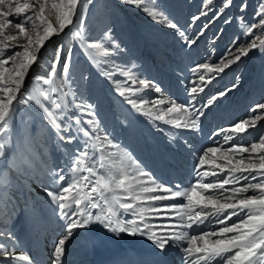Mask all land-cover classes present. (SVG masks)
I'll return each mask as SVG.
<instances>
[{"label":"snow or ice","instance_id":"snow-or-ice-1","mask_svg":"<svg viewBox=\"0 0 264 264\" xmlns=\"http://www.w3.org/2000/svg\"><path fill=\"white\" fill-rule=\"evenodd\" d=\"M119 3L172 29L191 48L234 0L218 7L214 0H201L192 22L209 19L195 35L170 18L162 0ZM93 5L94 0H0V264H43L19 247L23 241L15 225L24 209L37 237L51 223L59 226L51 264H66L72 242L94 226L115 238L144 237L161 257L180 246L183 264H264V132L251 141L245 135L264 120V103L213 132L220 139L201 150L192 165L193 181L185 187L159 180L130 150L139 138V117L161 132L165 128L156 122L178 132L201 131L206 112L238 86L240 77L225 90L213 92L209 85L254 50L264 54V0H257L250 22L244 15L250 2L240 0L239 35L218 61L190 69L196 79H189L182 103L135 70L140 66L125 59L128 49L109 25L92 35L87 21ZM232 20L225 17L224 23ZM60 34L76 41L90 70L77 72L73 48L63 44L46 68L40 63L41 49ZM21 39L26 43L19 44ZM146 90L160 95L150 99L142 95ZM22 111L35 112L38 119L21 117ZM178 132L166 133L170 144ZM38 136L43 140L36 147ZM183 145L192 149L187 139ZM48 149L60 153L59 163L49 162ZM37 189L44 195L34 200L30 193Z\"/></svg>","mask_w":264,"mask_h":264},{"label":"rangeland","instance_id":"rangeland-1","mask_svg":"<svg viewBox=\"0 0 264 264\" xmlns=\"http://www.w3.org/2000/svg\"><path fill=\"white\" fill-rule=\"evenodd\" d=\"M249 2H250V7L246 11V13H244V15L246 17V20L250 22L252 20V13L255 10V5H256L257 0H249ZM162 3L167 6V9L170 13V18H172L173 21L176 22L181 27L182 30L187 29V34L189 35H195L200 29V26L203 23L207 22V20L209 19V18L202 17L200 21H196L195 23L192 22L193 15L199 14L200 7H201V0H162ZM221 3H222V0H214V4L217 7ZM239 3H240V0H234L233 6L230 7L229 9H226L224 14L221 15L219 19L213 20L211 23H209L208 28L204 29V34L198 37L197 44L192 46L191 48L187 47L185 44H184V48H181V45L183 42L179 39L178 36L175 35L172 29H167L161 25H157L151 22L143 13L139 12L138 10L132 7L119 3V0H94V5L90 6V13H89V18H88L87 23L89 25V30L91 31L93 36H96L99 34V30L104 24L109 25L112 28L113 34L116 36V38L119 39L123 43V45L126 46V48L128 49V56L125 59H128V58L134 59L136 60L137 63H138V59H137L138 54L142 55V52L139 53L137 51L139 49L138 35L140 31H141L140 35L142 37L140 40L145 46H147L145 48L147 52L148 51H153L155 53L161 52L160 55L168 56L169 54L167 53V47L169 46L170 48L174 49V47L177 46L178 48H180L179 51L182 57L184 58L186 57L188 59H190V54L193 53L195 50H197V52H202L204 60L202 61L199 57H196L194 59V63H192V65L190 66V69H191L198 63L218 61V58L225 51L226 47L230 45V42L233 41L239 35L240 29L238 28L237 22L235 20V17L240 15L239 8H238ZM209 17H211V13L209 14ZM225 17H233L232 23L225 24L224 23ZM50 18L53 20V23L55 24L54 15L51 16ZM134 21L136 22V25L132 24L134 23ZM69 38L71 39V42L74 41L70 36ZM18 42L19 44H25L26 40L21 39ZM46 45H47L46 51L44 53L42 52L43 57L42 59H40V63L44 61V54H47L49 52V49H51L52 47L49 41L46 42ZM56 45L57 44H55V46ZM74 45L76 46V41H74ZM175 50H177V53H178V49H175ZM192 56H195V55L193 54ZM178 57L175 56V59L178 60ZM74 60L76 61L75 67H76L77 72L90 70L89 64L87 63L83 54L79 51L78 47H76L74 50ZM180 61L181 59L179 57V60L177 61V68H179V70H176L174 66L175 63L171 64L170 71L173 72L175 70L174 74H170L168 77H166L165 81H169L171 84H173V86L176 89L175 96H184L185 99H187L186 92L184 93V91L181 89V80L183 78V74H182L180 65H178ZM155 64L156 63H154L152 59L150 62H144V65L146 67H154ZM161 64H164V63H158L157 65H161ZM138 65L140 67L135 70L138 72L142 71L144 76L151 79L152 77H151L150 71L145 69V67L142 66L141 64L138 63ZM32 75L33 73L31 72L29 77H31ZM233 76L235 77V80L237 76L240 77L238 85L243 81V79H247L248 77L252 79L250 82H247L249 83V85H251L252 89L249 88V91H246L245 89V91L242 93L243 97L239 96L238 94L236 99L234 98L231 99V101H233V106L234 107L240 106L243 111V107H245V105H243L244 98H246L247 92L249 94H253L257 87H262L263 88L262 90H264V54L260 53L259 51L254 50L253 52L249 54L248 57L242 58L240 62L232 65L230 68L226 69L224 73L220 74V76L217 77V79L214 80L211 85H209V88L213 92L231 88L235 80L230 86H227L226 88H223L222 84H227L231 82L233 80ZM28 84H29L28 87H30V79H29ZM240 90L241 88H239V91ZM207 91L208 89H206V92ZM149 92L152 94H155L151 90H146V92L143 93L142 95H146L150 98L151 96H149ZM164 92H165V88H164ZM169 94H170V90L168 89L166 90V95L168 96ZM157 97L158 96H155L153 97V99ZM227 97L228 99H230V96H227ZM224 100H225V97H224ZM222 102H223V98L221 99V101L218 103L217 106L222 104ZM225 106H228L227 103H225ZM164 107H167V105H164ZM216 110H219V109H216ZM242 111H240V113ZM220 112L221 111H218L219 114ZM226 112H231V111L223 108L222 113H226ZM23 116H28V118H31L30 117L31 115L29 116L28 113L22 111L21 117ZM233 116H238V113L236 114L235 112ZM34 117L35 116L33 114V119ZM33 119H30V120H33ZM36 119H38L37 116H36ZM33 121L35 122V120ZM156 124L160 125V127L165 128V132H161V131L159 132H160L161 137H163V139L167 140L168 142L166 133L167 132L174 133V132L171 130L170 126L162 125L160 124V122H156ZM256 129L257 130L261 129L258 134H254L251 131V130H256ZM173 130L175 132H178V130H175V129ZM250 132H251V135L245 134L247 136L248 141L258 138V136L256 137V135H259L260 133L264 132V120L259 122V124L257 125V128L250 129ZM139 135L141 136L142 139H147V133L145 132V130H143V132ZM142 139H138V140H139V147L142 149V146H143L142 152L144 153V158H150L153 161L152 164H149L148 162L145 163V166L152 170H157L153 155L150 151V148L148 145L143 144ZM214 139L219 140L220 138L215 137L213 138V140ZM42 140H43V137L41 136L39 142L42 143ZM121 140H125V138L121 136ZM149 143L152 145H157L158 142H157V139L153 135H151ZM168 144L170 143L168 142ZM34 145L36 147H39L38 142H34ZM170 145L172 146L173 144H170ZM174 145L175 147L180 148V143L176 144L175 142ZM194 149L195 147L191 149V152H194ZM133 150H134L133 152L134 155H136L139 151L136 146H133ZM180 153L182 154L183 151H180ZM194 153L197 155L196 152ZM136 156L138 157V155ZM138 158L140 159V157ZM192 160L193 159L191 157L190 161ZM54 237H55L54 239H57L59 237L57 232L54 233ZM145 241L147 244H150L147 239ZM170 248H173L175 252H178V249H179L180 255H182L183 253L182 248H180V246L170 247ZM171 251L172 250L169 251V254H172ZM167 263L171 264L170 262H168V260H167ZM180 264H183V260L180 262Z\"/></svg>","mask_w":264,"mask_h":264},{"label":"bare ground","instance_id":"bare-ground-1","mask_svg":"<svg viewBox=\"0 0 264 264\" xmlns=\"http://www.w3.org/2000/svg\"><path fill=\"white\" fill-rule=\"evenodd\" d=\"M65 32H67V29L65 30ZM49 43L52 47L51 49H49V52L47 54H44V61L41 63L45 65V68L47 67L46 61L52 59L55 49L58 45L63 44L65 49L68 47H72L73 51L76 48V46L74 45V41L71 42L69 36L65 34L54 36L52 39L49 40ZM55 44L57 45L55 46ZM46 47L47 45H45L44 49H41V59L43 57L42 52L44 53L46 51ZM160 58L162 59L161 61H159V59H155L156 63H165L163 61L166 60V56L161 55ZM33 68L35 69L36 66L34 65ZM36 70L38 72L41 71L40 69ZM30 74L31 72L29 73V75ZM28 83L29 79H26V87H28ZM153 95L154 94L149 92V96H151L150 99H153V97H155ZM33 114L35 116L34 119ZM220 115L233 117L234 121H236L237 119L239 120V118L241 119L239 114L238 116H233L234 113L231 112H220ZM30 117L31 118L29 119H33L35 121L37 120L35 112H33ZM234 121L227 123L226 126H229ZM260 130L256 129L251 131L254 134H258ZM257 136L259 135H256V137ZM234 142L235 141H233V143ZM225 146L227 147V145ZM151 150L154 152L153 148H151ZM46 155L50 163H59L61 161L60 153L54 152L51 149L47 150ZM35 160L37 163H40L41 157L35 156ZM158 163H160L159 160ZM38 192H40L39 189H37V192L30 193L34 200H38L39 197H42L44 195L43 192ZM26 216V209L19 210V216L15 225L16 234L18 238L23 241V244L19 247L26 251L30 256L41 257V260H43L45 264H51L50 257L53 250V240L55 238L54 233L57 232L59 235L60 232L58 224L55 222L51 223L47 227L45 234L43 236L37 237L35 234L32 233ZM213 227H215V225ZM145 240L146 238L144 237H130L123 234L119 238H115L112 235L103 231L99 226H94L92 231L84 232L83 235L77 236L76 239L72 242L66 255V264H155V255L153 251L156 250L158 252V250L154 247V245L152 248L151 244H147ZM5 243L8 242L5 241ZM169 249L167 252L170 251ZM171 252L175 261L176 256L174 255L173 251ZM139 255L142 258L141 260H139L138 258ZM177 264L180 263L177 262Z\"/></svg>","mask_w":264,"mask_h":264}]
</instances>
